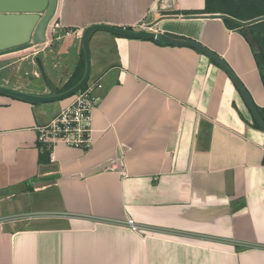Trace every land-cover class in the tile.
<instances>
[{"label": "crops", "instance_id": "1", "mask_svg": "<svg viewBox=\"0 0 264 264\" xmlns=\"http://www.w3.org/2000/svg\"><path fill=\"white\" fill-rule=\"evenodd\" d=\"M204 7L57 0L53 35L33 49L44 52L59 90L81 60L86 28L144 26L217 55L264 110L248 44L220 14H191ZM88 50V81L101 84L89 150L59 145L51 161L37 148L35 129L72 99L0 94V264H264V132L232 81L189 47L94 30ZM9 82L1 77L0 87L50 96L44 82ZM127 218L147 236L129 232Z\"/></svg>", "mask_w": 264, "mask_h": 264}, {"label": "water", "instance_id": "2", "mask_svg": "<svg viewBox=\"0 0 264 264\" xmlns=\"http://www.w3.org/2000/svg\"><path fill=\"white\" fill-rule=\"evenodd\" d=\"M57 0H0V56L27 51L46 41V31L51 22L56 9ZM264 21V17L253 21L242 23L251 25L253 23ZM94 30H105L115 35L153 41L157 45L189 47L192 48L213 61L232 81L239 92L251 118L256 122L261 131L264 132V122L256 109L250 95L235 77L229 67L217 55L194 41L174 38L162 33H153L146 30L129 31L126 29L93 25L86 28L82 35V50L85 61V71L80 81L69 90L56 94V89L51 86L45 75L41 59L35 57L34 61L40 71L44 83L50 90V96H39L22 93L0 87V94L13 98L21 99L30 103H53L72 97L88 81L90 74V58L88 50V38Z\"/></svg>", "mask_w": 264, "mask_h": 264}, {"label": "built area", "instance_id": "3", "mask_svg": "<svg viewBox=\"0 0 264 264\" xmlns=\"http://www.w3.org/2000/svg\"><path fill=\"white\" fill-rule=\"evenodd\" d=\"M140 30H146V28L143 26ZM53 31L54 27H51L49 23L46 39L47 35ZM40 51H34V55ZM100 88V83L87 81L77 93L70 97L72 101L68 106L46 125L35 129L37 148L40 151H47L51 161L54 160V150L59 145L83 151L89 150L92 146V111L97 102L95 92ZM123 224L132 234L147 236V229L138 225L133 219L127 218Z\"/></svg>", "mask_w": 264, "mask_h": 264}, {"label": "trees", "instance_id": "4", "mask_svg": "<svg viewBox=\"0 0 264 264\" xmlns=\"http://www.w3.org/2000/svg\"><path fill=\"white\" fill-rule=\"evenodd\" d=\"M245 6L244 10H247L244 16L238 17L233 14L236 10L238 13L241 6ZM263 5L261 8L259 6ZM247 7V8H246ZM257 8L256 11L251 9ZM264 0H205V7L202 11L193 12L191 14H220L225 27L229 30L236 31L248 44L258 73L262 87L264 89V21L253 23L251 25H244L249 21H253L257 18L264 17ZM56 23L53 18L51 24ZM132 31L131 29H126ZM175 38V37H174ZM177 38V37H176ZM153 42V41H151ZM211 61V60H210ZM211 63L215 64L213 61ZM85 71V61L84 54H81V60L77 65L73 75L67 81V83L58 91V93H63L73 86H75L82 78ZM263 122H264V110L257 108ZM252 126L256 129L260 128L256 122L252 119Z\"/></svg>", "mask_w": 264, "mask_h": 264}, {"label": "rangeland", "instance_id": "5", "mask_svg": "<svg viewBox=\"0 0 264 264\" xmlns=\"http://www.w3.org/2000/svg\"><path fill=\"white\" fill-rule=\"evenodd\" d=\"M263 5L259 6L260 8ZM245 6H241L239 8L238 13L236 10L233 11V14H236V16L241 17L244 16L247 10H244ZM247 8V7H246ZM264 7L261 9L263 10ZM252 11H256L257 8L251 9ZM50 37L53 35V33H49ZM39 48H35V50H38ZM33 48L30 51L23 52L19 54L20 56L16 57H11V58H5V59H0V67H4V71H2V74H0V78H7L8 81H10V86L14 85H19V86H25L27 87H35L38 84H42L44 81L41 77L40 71L34 61L35 57H38L41 59L45 75L47 77V80H50V76H54V71L53 73L51 72L52 68L51 66L44 62V52H40L36 55H34ZM15 63V64H14ZM18 66V70H15V67ZM63 79H61V82ZM60 82V83H61ZM62 88V87H61ZM60 88V89H61Z\"/></svg>", "mask_w": 264, "mask_h": 264}, {"label": "flooded vegetation", "instance_id": "6", "mask_svg": "<svg viewBox=\"0 0 264 264\" xmlns=\"http://www.w3.org/2000/svg\"><path fill=\"white\" fill-rule=\"evenodd\" d=\"M56 94H60V93H58V91L56 90ZM50 95H52L51 92H50Z\"/></svg>", "mask_w": 264, "mask_h": 264}]
</instances>
